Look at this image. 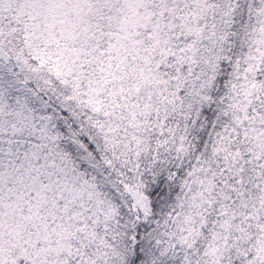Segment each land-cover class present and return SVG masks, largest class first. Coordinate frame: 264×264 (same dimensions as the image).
<instances>
[{"label":"snow or ice","instance_id":"obj_1","mask_svg":"<svg viewBox=\"0 0 264 264\" xmlns=\"http://www.w3.org/2000/svg\"><path fill=\"white\" fill-rule=\"evenodd\" d=\"M0 264H264V0H0Z\"/></svg>","mask_w":264,"mask_h":264}]
</instances>
